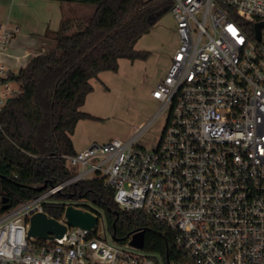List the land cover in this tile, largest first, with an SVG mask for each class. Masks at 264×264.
Here are the masks:
<instances>
[{
    "label": "built area",
    "instance_id": "1",
    "mask_svg": "<svg viewBox=\"0 0 264 264\" xmlns=\"http://www.w3.org/2000/svg\"><path fill=\"white\" fill-rule=\"evenodd\" d=\"M170 1L179 44L150 92L157 109L129 138L66 155L76 173L1 213L0 264H175L117 243L83 200L65 202L56 220L65 224L72 204L96 216L90 230L65 224L58 238L27 236L53 194L94 177L119 208L172 230L193 264H264V0ZM13 31L0 25V55ZM7 75L0 64L1 104L15 92ZM163 112L157 145H139Z\"/></svg>",
    "mask_w": 264,
    "mask_h": 264
},
{
    "label": "trees",
    "instance_id": "2",
    "mask_svg": "<svg viewBox=\"0 0 264 264\" xmlns=\"http://www.w3.org/2000/svg\"><path fill=\"white\" fill-rule=\"evenodd\" d=\"M93 5L92 14L63 17L55 31L44 37L54 46L31 57L5 80L17 90L0 107V214L31 199L37 187L54 186L72 172L71 135L80 119H97L81 110L92 91L91 78L100 71H116L118 60L145 59L136 41L168 11L170 0H56ZM220 2V0H216ZM102 178L81 180L52 195L43 204L49 217L58 219L65 202L83 200L82 206L103 216L117 243L144 231L143 250L165 263L193 264L176 244L175 233L138 210H124L112 198Z\"/></svg>",
    "mask_w": 264,
    "mask_h": 264
},
{
    "label": "rangeland",
    "instance_id": "3",
    "mask_svg": "<svg viewBox=\"0 0 264 264\" xmlns=\"http://www.w3.org/2000/svg\"><path fill=\"white\" fill-rule=\"evenodd\" d=\"M84 7L87 10L83 14H92L93 5ZM177 41L179 37L175 22L167 11L135 43L142 47L141 50L149 52L148 57L133 61L123 60L120 65L118 62L117 70L107 74L109 77L104 78V83L100 85L103 89L95 90L99 93L98 97H91L85 104V108H95L98 112L97 119H88L86 122L89 124L86 132L94 136V143H104L113 138L125 140L153 115L158 102L150 96V92L161 77L163 68L169 63ZM9 87L12 91L17 90L15 82H9ZM0 89L4 88L0 86ZM2 105L0 103V107ZM165 120L166 113L163 112L140 137L138 144L147 149L154 148L163 131ZM67 166L72 173L79 170V167Z\"/></svg>",
    "mask_w": 264,
    "mask_h": 264
},
{
    "label": "crops",
    "instance_id": "4",
    "mask_svg": "<svg viewBox=\"0 0 264 264\" xmlns=\"http://www.w3.org/2000/svg\"><path fill=\"white\" fill-rule=\"evenodd\" d=\"M84 10H87L84 5L56 0H0V25H6L11 30L16 29V31H13L5 53L0 55V64L4 66L5 73H17L31 57L43 53L54 46L52 39L44 37L45 32L55 31L61 18L83 14ZM178 44L179 41L176 42L175 49ZM134 48L136 50L142 49V47L137 45H134ZM123 60L128 59L120 58L118 60L119 65ZM168 64L163 68L161 77L157 82L165 74ZM109 72L112 71H100L96 78L90 79L93 89L86 95L84 105H82L83 107L81 106V110H85V112L97 118V109H87L85 104L91 97H98L99 93H96L95 90L102 88L100 85L104 83V78L109 77L107 75ZM87 120H78L71 135V142L75 152L96 142L94 136L86 132L89 125L86 123Z\"/></svg>",
    "mask_w": 264,
    "mask_h": 264
},
{
    "label": "water",
    "instance_id": "5",
    "mask_svg": "<svg viewBox=\"0 0 264 264\" xmlns=\"http://www.w3.org/2000/svg\"><path fill=\"white\" fill-rule=\"evenodd\" d=\"M9 98L6 99L8 101ZM45 184L37 187V191L45 188ZM65 224L67 226H77L90 230L96 223V216L87 210H83L72 204H68L64 208ZM59 223L55 218L47 216L44 212H36L29 218V227L27 229L28 237H36L40 239H51L53 237H61L66 230V225ZM144 242V231L134 232L128 243L129 245L142 249Z\"/></svg>",
    "mask_w": 264,
    "mask_h": 264
}]
</instances>
